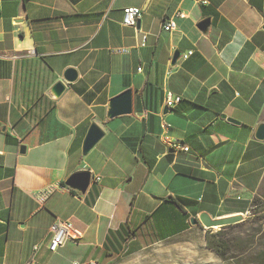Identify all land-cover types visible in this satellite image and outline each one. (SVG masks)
Segmentation results:
<instances>
[{
  "label": "crops",
  "instance_id": "crops-1",
  "mask_svg": "<svg viewBox=\"0 0 264 264\" xmlns=\"http://www.w3.org/2000/svg\"><path fill=\"white\" fill-rule=\"evenodd\" d=\"M263 24L264 0H0V264H114L202 213H246L264 189ZM126 89L132 113L106 119ZM80 170L83 194L64 185ZM58 219L82 236L50 252Z\"/></svg>",
  "mask_w": 264,
  "mask_h": 264
},
{
  "label": "rangeland",
  "instance_id": "rangeland-1",
  "mask_svg": "<svg viewBox=\"0 0 264 264\" xmlns=\"http://www.w3.org/2000/svg\"><path fill=\"white\" fill-rule=\"evenodd\" d=\"M263 192L264 189L259 196L251 199V201L257 199L256 202H260L258 208L264 205ZM254 207L256 209L257 206L252 208L249 206L246 213L242 215V226H235L228 231L233 243L245 242L247 249L243 253H238L236 248L232 247L231 254L226 259H221L213 251L206 248L204 241L206 229L198 227L197 224H192L189 230L118 259L114 264H251L249 258L255 257L258 252H264V219L253 223L252 212ZM176 229L177 227L173 228V230ZM184 229L185 227L181 231ZM212 230L216 231L217 228ZM248 239L252 240L248 241Z\"/></svg>",
  "mask_w": 264,
  "mask_h": 264
},
{
  "label": "water",
  "instance_id": "water-1",
  "mask_svg": "<svg viewBox=\"0 0 264 264\" xmlns=\"http://www.w3.org/2000/svg\"><path fill=\"white\" fill-rule=\"evenodd\" d=\"M209 19H203L197 23V28L202 33H205L209 26ZM138 24V21L136 22ZM264 30V24L262 25ZM178 53L175 52L172 58V63L178 58ZM76 71L74 69H67L63 75L62 79L65 82H72L76 79ZM65 85L63 81H57L50 89V93L54 97H58L64 91ZM132 113V91L131 89H126L120 94L112 97L107 104L106 119H112L115 117L130 115ZM231 122H236L233 119H229ZM102 130L94 123H91L87 129V132L82 141V154H87L94 145L102 138ZM256 139H264V124H260L256 130ZM25 148L20 147V152H24ZM91 182V174L87 170H80L70 174L64 181V185L69 189L83 194L88 188ZM243 220L241 214L223 217V218H210L207 214L202 213L197 218H191V224L200 225L204 229L221 228L224 226L233 225L240 223Z\"/></svg>",
  "mask_w": 264,
  "mask_h": 264
},
{
  "label": "built area",
  "instance_id": "built-area-1",
  "mask_svg": "<svg viewBox=\"0 0 264 264\" xmlns=\"http://www.w3.org/2000/svg\"><path fill=\"white\" fill-rule=\"evenodd\" d=\"M142 10L138 7H125L123 9V18L122 24L126 26L135 27L136 22L140 18ZM179 15V14H177ZM176 27L175 22L172 19L162 20L161 29L164 31H172ZM192 51H188L181 55L182 59H186ZM138 71L140 68L137 69ZM179 98H176L175 101H178ZM173 105V101L170 99H166V106L171 107ZM176 148L182 151H188V147L182 145L181 143H176ZM50 194V189H44L36 194V200L42 204ZM51 237L50 241L47 244V248L50 252H55L58 248L62 247L67 241H78L80 239V235H82L81 231L77 228L73 227L72 224L68 221L64 220H56L52 223L50 227Z\"/></svg>",
  "mask_w": 264,
  "mask_h": 264
},
{
  "label": "trees",
  "instance_id": "trees-1",
  "mask_svg": "<svg viewBox=\"0 0 264 264\" xmlns=\"http://www.w3.org/2000/svg\"><path fill=\"white\" fill-rule=\"evenodd\" d=\"M73 191V190H71ZM166 200V199H165ZM257 199H253L249 206L252 208L253 206H257L256 209L254 207L253 209V223H257L258 221L264 219V205L263 207H259L260 202H256ZM175 205L179 206L176 202L172 201ZM256 202V203H255ZM258 208V209H257ZM262 212V213H260ZM243 222L236 223L229 226H224L216 231H213L212 229H206L204 234V241L205 246L209 250L213 251L217 256H219L221 259H226L231 253V248H236V251L238 253H243L246 251L245 242L239 243V242H232V239L229 237L228 231L233 229L235 226H242ZM186 228V227H185ZM185 230V229H184ZM166 238V237H165ZM162 240V239H159ZM252 239H248V241H251ZM129 254V252H128ZM254 256V255H253ZM263 256V257H261ZM249 258V257H248ZM249 262L251 264H264V252L259 253L258 255L255 254V257L249 258Z\"/></svg>",
  "mask_w": 264,
  "mask_h": 264
},
{
  "label": "bare ground",
  "instance_id": "bare-ground-1",
  "mask_svg": "<svg viewBox=\"0 0 264 264\" xmlns=\"http://www.w3.org/2000/svg\"><path fill=\"white\" fill-rule=\"evenodd\" d=\"M82 235H80V237H81Z\"/></svg>",
  "mask_w": 264,
  "mask_h": 264
}]
</instances>
